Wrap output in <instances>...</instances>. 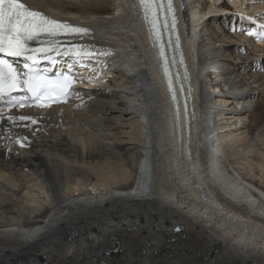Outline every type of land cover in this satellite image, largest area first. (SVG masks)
<instances>
[{"label":"bare ground","instance_id":"bare-ground-1","mask_svg":"<svg viewBox=\"0 0 264 264\" xmlns=\"http://www.w3.org/2000/svg\"><path fill=\"white\" fill-rule=\"evenodd\" d=\"M230 1L252 14L224 15L220 0H173L183 57L173 62L164 42L171 70L184 58L189 73L180 75L192 90L188 132L138 0H22L89 29L32 48L59 42L49 57L67 52L99 75L65 104L0 110V264H264V133L248 143L246 130L264 109V55L220 39L227 24L264 37V0Z\"/></svg>","mask_w":264,"mask_h":264},{"label":"snow or ice","instance_id":"snow-or-ice-1","mask_svg":"<svg viewBox=\"0 0 264 264\" xmlns=\"http://www.w3.org/2000/svg\"><path fill=\"white\" fill-rule=\"evenodd\" d=\"M140 4L144 8V15L147 19L149 10L152 7V0H140ZM167 8L169 12L173 11L171 0H168ZM248 19H251V17ZM157 23L156 12L152 10L151 25L153 29L157 28ZM175 24L176 21L173 17V28H175ZM260 27L264 28V25H260ZM88 32L89 29L86 27L61 22L60 20L50 18L42 11L33 10L22 0H0V53L13 58H23V68L26 70L23 78H21L18 68L14 67L13 63L0 57V97L5 94L11 96V93L19 87H23L38 100L51 99L54 102H58L60 97H67L70 93L73 79L66 74H62L57 80L52 81L44 75L38 74V61L36 56L33 55V53H39L45 59H48L49 53L55 52L56 48L61 46L59 42L49 40L48 43L52 46L46 48H32L29 45L31 41H37L42 36L53 37L57 34L83 36L87 35ZM178 43L179 38L177 37ZM77 47L83 48V46L69 44V50L76 49ZM67 54L65 52V55ZM76 55L82 57L84 55H91V53L77 51ZM160 55L164 56L163 49H161ZM173 62H175L174 58ZM181 63H183L182 60ZM164 72L169 76L168 85L171 91L172 81L167 63H165ZM173 100H175L174 91ZM13 102L14 98L8 101L9 104ZM21 106L23 105L21 104ZM8 119L13 120L15 118L9 116ZM18 119L22 122L29 121L32 124L36 123V120L29 116L21 115ZM25 126L28 125L26 124ZM27 139V137H20L17 139V143H20L21 147H24L27 144Z\"/></svg>","mask_w":264,"mask_h":264},{"label":"rangeland","instance_id":"rangeland-1","mask_svg":"<svg viewBox=\"0 0 264 264\" xmlns=\"http://www.w3.org/2000/svg\"><path fill=\"white\" fill-rule=\"evenodd\" d=\"M85 0H72V2H74V3H77V4H83V2H84ZM114 1V0H113ZM202 3H204L203 5L204 6H209L210 5V3H212V0H200ZM257 1V0H256ZM261 1L262 0H260V2H258L257 4H259V3H261ZM110 2H112V0H110ZM231 2H233V1H230V0H220V4H222L224 7H226V8H229L226 12H224L225 14L224 15H228L229 17L231 16V15H233V16H243V15H250V14H252L251 12H252V9H248L247 7L246 8H244L246 5L245 4H243L242 6L243 7H234V5L231 3ZM256 4V3H255ZM248 9V10H247ZM79 14H81V13H79ZM253 16V15H252ZM217 25V23H214V25ZM121 25L120 24H118V29H116L117 28V26L116 27H114L113 29H114V31L115 32H120V34H119V37H121V38H123V39H127V35L128 34H131V31H128L127 29H125V28H123L122 26L120 27ZM122 30H121V29ZM217 28L218 27H216V26H214V29H216L217 30ZM225 28H226V32H225V34H222L221 36H222V38H220V39H222V40H224L225 42H232V43H238L239 45H244L245 47H247L249 50H248V52H250V53H252V55H254V57H257V56H263L264 55V46H263V48H262V50H259V47L257 46V39H259V38H262V36L261 37H259L260 35H256V33H254V31H253V27L251 26V24H247V25H244L243 27H236V28H230L229 27V25L227 24L226 26H225ZM120 29V30H119ZM255 32H256V30H255ZM228 33V34H227ZM239 33V34H238ZM241 33V34H240ZM253 33L255 34V35H253ZM249 37V38H248ZM241 40H240V39ZM264 40V39H263ZM257 46V47H256ZM232 49V51L236 54V56H238L239 58H245V55H243V56H241L242 55V50L240 49V48H235L234 46L231 48ZM257 49V50H256ZM238 54V55H237ZM262 54V55H261ZM259 62H262L261 61V59H260V61ZM263 66H264V62H263V64H262ZM110 69V68H109ZM255 71V70H254ZM256 72V71H255ZM264 72V67H261L260 69H257V72L256 73H258V74H261V73H263ZM95 73H93V75H94ZM214 73H212V75H213ZM97 77L98 76H96V78L94 77V79H97ZM84 83H86L87 85L89 84V86H94V84H95V82H93V80H90V78H88V76H86V78L84 79ZM95 81H97V80H95ZM87 82H89V83H87ZM94 83V84H93ZM237 98V97H236ZM236 98H232L234 101H233V105H235L236 104V102H237V100H236ZM232 104H230V105H228V109L230 108V107H233V105ZM259 108V106L256 108V109H258ZM248 109H250V110H246V111H248V112H253L252 111V108H248ZM259 110L261 111V113H259L260 114V119H259V122H257L256 123V125L255 126H253L252 128H246V130L248 131V130H250V132L248 133V138H247V140H249L248 141V143L250 142V140H251V142L253 141V140H255V135H258V134H260L261 132V135L264 133V109H262V108H259ZM243 111V110H242ZM257 112V111H256ZM254 113V112H253ZM261 127V128H260ZM261 130V131H260ZM251 134V135H250ZM261 195V194H260ZM262 196V195H261ZM117 253H118V251H117Z\"/></svg>","mask_w":264,"mask_h":264},{"label":"water","instance_id":"water-1","mask_svg":"<svg viewBox=\"0 0 264 264\" xmlns=\"http://www.w3.org/2000/svg\"><path fill=\"white\" fill-rule=\"evenodd\" d=\"M168 70H169V74L171 76V81H172V90L170 91V89H169L170 97L172 98V102H173L175 111L177 112V115H179V111H178L179 110V107H178L179 101L177 99V93H176L174 84L177 87L179 86V91L178 92L181 94V97H182L183 108H184L185 118H186V122H187V131L189 132L190 131V117H189L190 108H188V101L191 98L190 97V92H192V90L189 88L188 84H186L187 82L185 83L184 87L182 85H180V82H179L180 81V76H178V80L179 81H176L169 68H168ZM164 78H165L166 82H168L169 76L165 74ZM173 78H174V80H173ZM184 80L185 79H183V82H184ZM168 87H169V85H168ZM173 91L175 93V100H173Z\"/></svg>","mask_w":264,"mask_h":264}]
</instances>
